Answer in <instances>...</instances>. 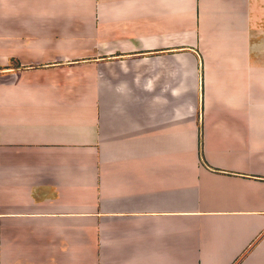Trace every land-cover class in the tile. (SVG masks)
<instances>
[{
    "label": "crops",
    "instance_id": "0c3cea01",
    "mask_svg": "<svg viewBox=\"0 0 264 264\" xmlns=\"http://www.w3.org/2000/svg\"><path fill=\"white\" fill-rule=\"evenodd\" d=\"M0 264H264V0H0Z\"/></svg>",
    "mask_w": 264,
    "mask_h": 264
}]
</instances>
